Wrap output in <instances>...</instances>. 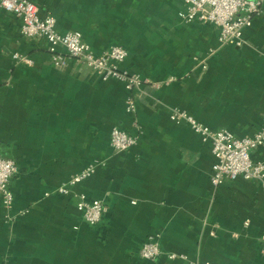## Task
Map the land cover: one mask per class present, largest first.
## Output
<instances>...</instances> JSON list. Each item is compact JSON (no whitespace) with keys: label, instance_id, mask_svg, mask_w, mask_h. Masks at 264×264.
Wrapping results in <instances>:
<instances>
[{"label":"crops","instance_id":"obj_1","mask_svg":"<svg viewBox=\"0 0 264 264\" xmlns=\"http://www.w3.org/2000/svg\"><path fill=\"white\" fill-rule=\"evenodd\" d=\"M36 1L97 53L123 45L122 67L149 81L131 91L70 56L56 64L48 41L25 37L0 7V155L19 168L10 208L0 193V264H264V184L215 186L211 144L172 119L182 109L237 137L263 126L264 6L234 47L214 24L186 22L184 0ZM114 126L138 142L114 150ZM253 157L264 159V145ZM90 164L91 176L59 191ZM80 194L106 205L97 224L78 209ZM151 235L162 248L154 260L140 255Z\"/></svg>","mask_w":264,"mask_h":264},{"label":"built area","instance_id":"obj_2","mask_svg":"<svg viewBox=\"0 0 264 264\" xmlns=\"http://www.w3.org/2000/svg\"><path fill=\"white\" fill-rule=\"evenodd\" d=\"M184 1L186 3V11L183 14V18L186 22L197 20L214 24L220 29V44L234 47H242L246 44V31L253 25L254 18L262 13L264 6V0ZM0 7L21 20V33L25 37H42L48 41V48L56 64H64L66 55L70 56L101 74L105 79L115 78L122 81L126 88L131 91L149 81L140 74L132 73L122 67L123 62L129 55L127 48L123 45L115 44L109 49L97 53L89 43L82 39L80 34L72 31H59L57 19L52 14L41 16L36 0H0ZM62 49H64V53L61 52ZM14 57L21 62H32L28 56L21 52H15ZM136 105L135 97L129 95L127 98V110L135 112ZM172 119L177 122L187 121L205 142L211 144L215 159L211 181L215 186H220L227 180H235L239 177L248 180H259L264 184V159H255L253 157V152L264 145V124L253 136L237 137L229 129L211 128L182 109H174ZM135 124L138 127L136 122ZM137 142L138 137L136 135L130 134L118 126L113 127L110 144L114 150H127ZM18 171L19 168L14 159L0 155V193L8 208L15 201L11 181ZM94 171V164H90L60 186L59 191L69 193L71 186L88 178ZM77 205L86 221L91 225L100 222L106 211V205L103 200H90L86 194L79 195ZM161 253L162 248L158 235L149 236L140 249L141 257L148 260L156 259ZM178 256L176 253L170 254L171 258ZM181 256L186 257L184 255ZM191 264L216 263L207 260Z\"/></svg>","mask_w":264,"mask_h":264},{"label":"rangeland","instance_id":"obj_3","mask_svg":"<svg viewBox=\"0 0 264 264\" xmlns=\"http://www.w3.org/2000/svg\"><path fill=\"white\" fill-rule=\"evenodd\" d=\"M146 79V78H145Z\"/></svg>","mask_w":264,"mask_h":264}]
</instances>
